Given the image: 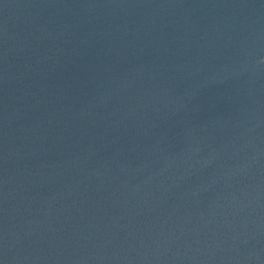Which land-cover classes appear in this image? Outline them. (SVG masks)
<instances>
[{
	"label": "water",
	"instance_id": "95a60500",
	"mask_svg": "<svg viewBox=\"0 0 264 264\" xmlns=\"http://www.w3.org/2000/svg\"><path fill=\"white\" fill-rule=\"evenodd\" d=\"M0 264H264V0H0Z\"/></svg>",
	"mask_w": 264,
	"mask_h": 264
}]
</instances>
